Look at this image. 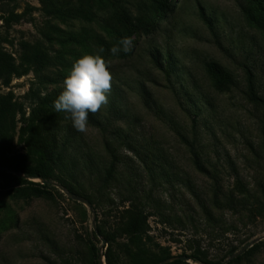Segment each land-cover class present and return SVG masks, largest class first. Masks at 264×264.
<instances>
[{
	"label": "rangeland",
	"instance_id": "374dc122",
	"mask_svg": "<svg viewBox=\"0 0 264 264\" xmlns=\"http://www.w3.org/2000/svg\"><path fill=\"white\" fill-rule=\"evenodd\" d=\"M252 12L264 0H0V50L15 66L0 78L11 109L0 115L11 170L0 173V264H97L93 245L106 263L133 264V212L149 260L264 264V28ZM122 38L130 51L111 55ZM99 49L111 90L80 133L52 104L72 62ZM210 62L230 75L225 90ZM37 137L60 159L39 163Z\"/></svg>",
	"mask_w": 264,
	"mask_h": 264
},
{
	"label": "clouds",
	"instance_id": "9594fccd",
	"mask_svg": "<svg viewBox=\"0 0 264 264\" xmlns=\"http://www.w3.org/2000/svg\"><path fill=\"white\" fill-rule=\"evenodd\" d=\"M131 46V38H122L109 52L116 56L129 52ZM103 51L84 53L72 62L62 81V91L52 104L55 113L68 114L71 127L80 133L86 130L89 115L108 103L112 76L102 59Z\"/></svg>",
	"mask_w": 264,
	"mask_h": 264
},
{
	"label": "trees",
	"instance_id": "16d2710c",
	"mask_svg": "<svg viewBox=\"0 0 264 264\" xmlns=\"http://www.w3.org/2000/svg\"><path fill=\"white\" fill-rule=\"evenodd\" d=\"M260 1V0H254ZM250 18L252 21L257 23L260 27L264 28V12L260 13H250ZM159 63V62H158ZM208 68L210 72L216 79L217 87L219 90H225L228 88L230 83V75L216 65L214 62L208 63ZM15 72V66L13 63V56L7 52L0 50V78H4L6 82H9L11 75ZM259 101L264 103V99L258 98ZM10 106L5 103H1L0 101V115H8L10 114ZM30 153L36 155L38 162L41 164H52L60 159L61 156L57 154L51 144L44 137H37L29 141L28 143ZM1 166L5 167L0 163ZM6 168V167H5ZM1 174L7 173L6 170H0ZM45 177L46 175L42 172H37L36 174H32L31 177ZM70 193H73L71 189H69ZM143 221L140 218V214L138 212H133L130 221L124 226V232L128 235L130 242L134 247H128L127 252L132 259L133 264H159L163 260L169 259L173 256L168 252L166 254L160 255L158 257L151 258L150 260L146 258L145 254L148 250V241H150L151 237L145 232L143 228ZM108 242V240H106ZM258 244L253 245L245 250L241 249L239 252L233 250L231 252L234 260H242L245 257L252 255L257 249ZM94 250V254L97 260V264H100V259L102 258V254L99 253V249L96 245L92 246ZM177 263L183 262L180 258L181 256H177ZM192 259L196 262H204L205 264H211V262L202 260V258L198 255H191ZM108 264H113L107 258Z\"/></svg>",
	"mask_w": 264,
	"mask_h": 264
},
{
	"label": "water",
	"instance_id": "95a60500",
	"mask_svg": "<svg viewBox=\"0 0 264 264\" xmlns=\"http://www.w3.org/2000/svg\"><path fill=\"white\" fill-rule=\"evenodd\" d=\"M0 170L11 171L10 169L5 168V167H3V166H1V165H0ZM45 181H46V180H44V182H45ZM103 242L106 243V239H105V238L103 239ZM253 244H254V243H249L247 246H245V247L243 248V250H245V249H247V248H249V247H252ZM180 258H181L182 260H188V259H190V257H187V256H181ZM170 260H171V258L166 259V260H163V261H162L161 263H159V264H167ZM226 263H227V262H222V263H218V264H226ZM100 264H107V263L103 260V258H101V259H100Z\"/></svg>",
	"mask_w": 264,
	"mask_h": 264
}]
</instances>
